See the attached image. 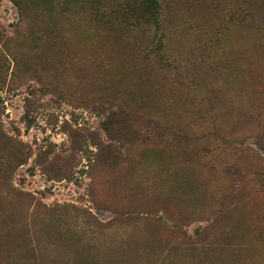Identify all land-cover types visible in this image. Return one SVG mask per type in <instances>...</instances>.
Wrapping results in <instances>:
<instances>
[{
  "label": "rangeland",
  "instance_id": "obj_1",
  "mask_svg": "<svg viewBox=\"0 0 264 264\" xmlns=\"http://www.w3.org/2000/svg\"><path fill=\"white\" fill-rule=\"evenodd\" d=\"M154 1L0 0V264H264V0Z\"/></svg>",
  "mask_w": 264,
  "mask_h": 264
},
{
  "label": "trees",
  "instance_id": "obj_2",
  "mask_svg": "<svg viewBox=\"0 0 264 264\" xmlns=\"http://www.w3.org/2000/svg\"><path fill=\"white\" fill-rule=\"evenodd\" d=\"M155 1L154 0H147L146 3H150V4H153ZM145 4V0H144V3H142V5ZM145 6V5H144ZM143 8V7H142ZM144 10V9H143Z\"/></svg>",
  "mask_w": 264,
  "mask_h": 264
}]
</instances>
